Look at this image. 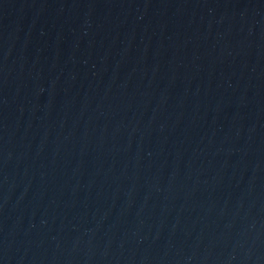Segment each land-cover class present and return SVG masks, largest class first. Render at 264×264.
<instances>
[{"label": "water", "instance_id": "95a60500", "mask_svg": "<svg viewBox=\"0 0 264 264\" xmlns=\"http://www.w3.org/2000/svg\"><path fill=\"white\" fill-rule=\"evenodd\" d=\"M0 264H264V0H0Z\"/></svg>", "mask_w": 264, "mask_h": 264}]
</instances>
